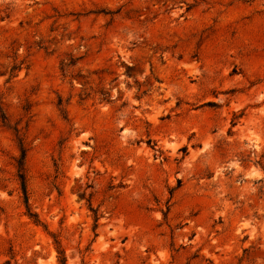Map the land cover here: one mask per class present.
<instances>
[{"label": "rangeland", "instance_id": "1", "mask_svg": "<svg viewBox=\"0 0 264 264\" xmlns=\"http://www.w3.org/2000/svg\"><path fill=\"white\" fill-rule=\"evenodd\" d=\"M0 264H264V0H0Z\"/></svg>", "mask_w": 264, "mask_h": 264}, {"label": "trees", "instance_id": "2", "mask_svg": "<svg viewBox=\"0 0 264 264\" xmlns=\"http://www.w3.org/2000/svg\"><path fill=\"white\" fill-rule=\"evenodd\" d=\"M22 178V177H21Z\"/></svg>", "mask_w": 264, "mask_h": 264}]
</instances>
